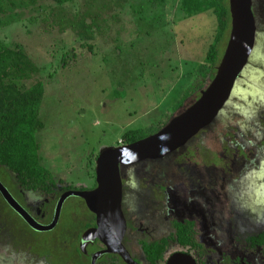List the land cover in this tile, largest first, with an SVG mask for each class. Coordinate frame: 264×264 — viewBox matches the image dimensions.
<instances>
[{"label":"rangeland","instance_id":"1","mask_svg":"<svg viewBox=\"0 0 264 264\" xmlns=\"http://www.w3.org/2000/svg\"><path fill=\"white\" fill-rule=\"evenodd\" d=\"M181 2L46 1L41 9L21 12L17 23L0 24V39L22 46L40 68L26 85H44L39 155L59 188H91L100 153L126 145L128 131L147 129L172 113L204 63L216 29L211 12L187 17L179 12ZM252 9V53L212 124L164 159L122 170L123 207L136 228L130 248L143 264L133 239L160 233L170 216L197 219L205 264H264V0H253ZM82 21L97 25L89 39L79 30ZM215 158L219 163L210 164ZM15 182L0 168V183L22 204ZM23 197L40 215L44 199L28 192ZM76 207L83 209L74 198L62 207L61 238ZM14 224L0 216V264H45L23 243L16 245Z\"/></svg>","mask_w":264,"mask_h":264},{"label":"trees","instance_id":"2","mask_svg":"<svg viewBox=\"0 0 264 264\" xmlns=\"http://www.w3.org/2000/svg\"><path fill=\"white\" fill-rule=\"evenodd\" d=\"M46 1L63 6L79 0H0V24L17 23L22 13L25 14L35 5L41 9L42 2ZM179 12L187 17L211 12L216 20L214 38L208 47L204 63L194 74L189 87L182 92L176 106L172 108V113L168 114L164 121L147 129L128 131L123 137L126 145L159 132L173 117L189 107V101L191 105L195 103L200 97V92L206 90L214 79L224 55L231 30L229 0H182ZM93 26L97 25L94 23L88 25L85 21L80 23L79 30L85 34L86 39L92 37ZM39 74L40 68L29 58L22 46L9 45L0 39V168L15 178L18 192H30L44 199L43 218L35 219L48 225L52 221L55 206L62 194L85 189H75L72 186L59 188L52 173L42 164L39 155L41 145L37 136L44 129L39 115L44 85L41 80H35L31 86L26 85ZM218 162L219 159L215 158L210 164L216 165ZM95 187L96 184L91 189ZM74 199L79 200L83 209L77 208L74 215L72 213L69 215L68 222L61 231L65 233L62 238L59 236V224L50 232L32 230L6 204L1 195L0 216L2 220L8 219L16 224L14 229L19 238L16 245L23 243L22 247L37 260H42L45 264H89V255L85 256L81 250V235L87 229L95 227V215L87 209L83 200ZM20 205L25 208L23 202ZM174 229L175 234L171 239L174 244L200 251L201 235L195 222H175ZM45 236L48 238L43 242L42 238ZM168 245L167 241L144 243L141 249L147 263L156 264L161 260ZM94 250L96 246L92 249L90 245L87 252L91 254ZM105 258L114 261L111 256ZM114 264L123 263L117 258Z\"/></svg>","mask_w":264,"mask_h":264},{"label":"water","instance_id":"3","mask_svg":"<svg viewBox=\"0 0 264 264\" xmlns=\"http://www.w3.org/2000/svg\"><path fill=\"white\" fill-rule=\"evenodd\" d=\"M253 0H229L231 30L229 40L210 85L200 92L199 99L181 114L173 117L159 132L138 142L107 149L96 159V188L92 191H68L61 195L48 225L37 223L8 190L0 183V195L6 204L34 231L50 232L58 224L62 207L69 198L84 201L96 217V228L88 229L81 237L83 245L100 241L105 250L92 256L91 264L105 254L118 255L125 264L135 263L122 245L126 223L121 210L122 183L120 167H130L145 161L162 160L184 147L200 131L216 119L229 100L237 79L252 53L256 22ZM177 260L195 264L189 255H176Z\"/></svg>","mask_w":264,"mask_h":264},{"label":"flooded vegetation","instance_id":"4","mask_svg":"<svg viewBox=\"0 0 264 264\" xmlns=\"http://www.w3.org/2000/svg\"><path fill=\"white\" fill-rule=\"evenodd\" d=\"M213 160V159H212ZM210 160V161H212ZM158 161V160H157ZM213 163V162H212ZM219 163V162H218ZM216 163V165L218 164ZM123 168L125 167H120V178H121V183H122V200H121V210H122V213H123V217H124V220H125V223H126V231H125V234H124V237H123V240H122V245L123 247L127 250V252L130 254V257L132 258V260L137 263V264H143L141 263V261L139 259H137L131 248H130V234L132 233V231H135L134 230V225L133 223L129 220V217H128V214L125 212L124 210V207H123V199H124V192H125V181L123 180L122 178V170ZM94 184H96V178H95V182ZM93 184V185H94ZM97 186V185H96ZM93 187V186H92ZM91 187V188H92ZM85 189L83 191H92L94 189ZM20 195H21V200L23 202V205L25 206L22 207L20 205V203L18 202V204L24 208V210L36 221V217H40V218H43V214H42V208H41V211L39 210V214L40 215H36L34 214L24 203V193L26 192H19ZM30 193V192H28ZM159 198V197H158ZM79 199V198H78ZM160 199V198H159ZM86 206V205H85ZM43 207V205H42ZM30 212H28V210ZM79 208V207H78ZM77 209V207H76ZM185 221H191V222H195L197 221V219L193 218L192 216H185V217H182V218H176L174 216H170L169 220H168V226L166 229H163L160 233L158 234H155V235H150L148 233H143V234H139V235H136L135 238L133 239V242L135 244V246H137L143 256V259H144V263L145 264H148L146 259H145V256L143 255V252H142V245L145 243V244H151V243H154V242H161V241H167V243L169 242V245H168V248L167 250L164 252V255H163V258L159 261H157L156 264H175L174 261L176 259H181V257H178L176 255L178 254H181V255H189L192 257V259L194 260L195 264H205V259L208 257L207 255V250L205 249L204 247V238L202 239V236L200 238V243H201V248H200V251L198 250H192L190 249L189 247H183V246H180V245H177V244H174L171 239H173V236L175 234V229H174V226H175V222H178V223H184ZM37 223H39L38 221H36ZM40 224V223H39ZM196 224V223H195ZM93 228H96V217H95V227H91L89 229H93ZM136 229V228H135ZM203 229V228H202ZM88 230V229H87ZM86 230V231H87ZM85 231V232H86ZM138 231V230H137ZM84 234V232H83ZM82 234V235H83ZM81 235V237H82ZM199 241V239H198ZM214 241V240H213ZM217 244H219L220 242H217L215 241ZM215 243V244H216ZM91 245V248L93 249V247L95 248L96 246V250H94L91 254H89L87 252V249L90 247ZM173 248H176L178 249V251L174 252V253H171L170 255H168L167 257L166 254L167 252L170 251V249H173ZM184 249H187L188 251H185ZM81 250L82 252L84 253L85 256H88L89 255V264H91V260H92V256L100 251H104L105 250V246L98 240H95L91 243H87L86 245H83L82 241H81ZM190 251H194L195 254H196V258H194L189 252ZM230 252V249L228 250ZM107 256H111L112 259H114V261H112L111 259H107L105 257ZM119 259L123 264L124 261L118 256V255H115V254H105V255H102L99 259H97L96 263L95 264H114L115 263V259ZM39 261H42V260H39ZM176 264H186L184 261H181V260H177L176 261Z\"/></svg>","mask_w":264,"mask_h":264}]
</instances>
